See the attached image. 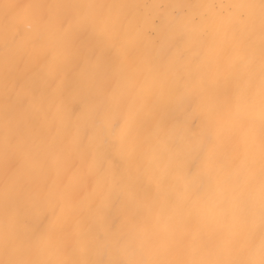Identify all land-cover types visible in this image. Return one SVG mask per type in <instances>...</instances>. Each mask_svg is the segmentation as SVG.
I'll use <instances>...</instances> for the list:
<instances>
[{"label":"clouds","instance_id":"obj_1","mask_svg":"<svg viewBox=\"0 0 264 264\" xmlns=\"http://www.w3.org/2000/svg\"><path fill=\"white\" fill-rule=\"evenodd\" d=\"M0 264H264V0H0Z\"/></svg>","mask_w":264,"mask_h":264},{"label":"snow or ice","instance_id":"obj_2","mask_svg":"<svg viewBox=\"0 0 264 264\" xmlns=\"http://www.w3.org/2000/svg\"><path fill=\"white\" fill-rule=\"evenodd\" d=\"M91 67H93V68H94V67H95V65H91Z\"/></svg>","mask_w":264,"mask_h":264}]
</instances>
